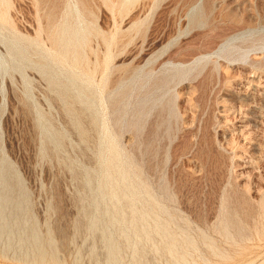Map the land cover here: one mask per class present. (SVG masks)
<instances>
[{"label":"rangeland","instance_id":"374dc122","mask_svg":"<svg viewBox=\"0 0 264 264\" xmlns=\"http://www.w3.org/2000/svg\"><path fill=\"white\" fill-rule=\"evenodd\" d=\"M0 12V264H264V0Z\"/></svg>","mask_w":264,"mask_h":264},{"label":"bare ground","instance_id":"6f19581e","mask_svg":"<svg viewBox=\"0 0 264 264\" xmlns=\"http://www.w3.org/2000/svg\"><path fill=\"white\" fill-rule=\"evenodd\" d=\"M0 13H1V12H0ZM1 18H2V17H0V19H1ZM5 18H6V17H5ZM52 24H53V23H52ZM53 25H54V24H53ZM43 31H44V30H43ZM52 31H53V30H52ZM54 32H55V31H54ZM50 33H51V32H50ZM47 35H48V34H47ZM55 35H56V34H55ZM55 35H54V36H55ZM51 42H52V41H51ZM51 44H52V43H51ZM54 46H55V45H54ZM56 49H57V48H56Z\"/></svg>","mask_w":264,"mask_h":264}]
</instances>
